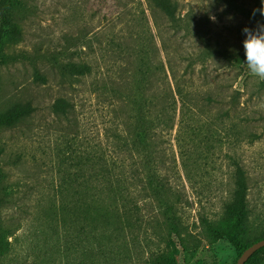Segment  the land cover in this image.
Listing matches in <instances>:
<instances>
[{
    "label": "rangeland",
    "instance_id": "obj_1",
    "mask_svg": "<svg viewBox=\"0 0 264 264\" xmlns=\"http://www.w3.org/2000/svg\"><path fill=\"white\" fill-rule=\"evenodd\" d=\"M19 1V28L1 45L14 59L0 62V110L29 101L33 111L0 126V224L11 231L3 264H63L56 252L61 223L47 222L44 213L69 205L79 183L94 180V157L110 126L105 99L116 94L100 82L113 77L121 85L118 101L126 109L138 87L151 94L155 79L159 88L168 81L175 89L172 73L186 94L175 95L174 127L160 135L162 172L180 195L181 224L195 237L184 242L187 249L172 236L174 260L234 264L239 251L205 220L217 225L223 218L237 161L247 180L249 227L264 226V78L248 70L242 44V29L257 28L248 12L258 0H176L178 29L147 0ZM82 60L92 71L75 80L64 65ZM58 98L73 110L55 113ZM141 215L144 224L118 244L120 264H144L147 252L164 247L150 223L165 215Z\"/></svg>",
    "mask_w": 264,
    "mask_h": 264
},
{
    "label": "trees",
    "instance_id": "obj_2",
    "mask_svg": "<svg viewBox=\"0 0 264 264\" xmlns=\"http://www.w3.org/2000/svg\"><path fill=\"white\" fill-rule=\"evenodd\" d=\"M147 2L148 8L162 11L171 25L178 29L176 25L180 17L176 0ZM254 7L255 10L248 12L250 18L255 20L256 27L264 25V5L258 0ZM24 8V3L19 0H0V62L14 59L1 50V45L19 28L18 19L23 17ZM20 11L22 13L17 18ZM64 68L75 80L92 71L85 60L71 61ZM172 79L175 89L168 81L166 88H159L157 79L147 87L151 94L145 95L138 87L134 90V98L125 101L126 109H122L118 101L121 98V85L116 84L113 77L100 82L109 84L116 94L105 99L111 113L110 126L106 131V144L94 157L96 163L91 176L94 180L89 184L81 181L69 205L62 203L59 207L53 206L50 213H44L47 222L53 220L54 223H61L57 237L60 249L57 248L56 252L61 255L63 264H120L118 244L125 238L123 233H131L144 224V216L139 214L146 209L165 215L162 220L155 217L151 223L147 222L151 224L157 241L164 247L147 252L144 264H176L174 256L178 250L173 235L184 248H187L184 242H193L194 235L181 224L177 214L180 195L170 184L169 177L162 172L167 165V155L160 135L174 127L175 95L181 97L186 94L173 73ZM73 107L66 99L58 98L52 110L63 115ZM32 111L33 106L29 101L13 103L9 108L0 110V126L17 124ZM233 164V188L223 206V218L217 225L205 220V225L212 234L226 237L240 255L249 245L264 238V226L249 227L246 176L237 161H233ZM2 178L0 166V189ZM87 189H90L89 193ZM165 228L166 232L163 231ZM10 234L8 226L0 224V264L11 252ZM61 238L62 245L58 241ZM244 264H264V245L255 250Z\"/></svg>",
    "mask_w": 264,
    "mask_h": 264
},
{
    "label": "clouds",
    "instance_id": "obj_3",
    "mask_svg": "<svg viewBox=\"0 0 264 264\" xmlns=\"http://www.w3.org/2000/svg\"><path fill=\"white\" fill-rule=\"evenodd\" d=\"M209 18L215 20L214 16H210ZM242 31L245 33V38L242 41L243 62L253 75L264 78V25H258L253 30L245 27Z\"/></svg>",
    "mask_w": 264,
    "mask_h": 264
},
{
    "label": "water",
    "instance_id": "obj_4",
    "mask_svg": "<svg viewBox=\"0 0 264 264\" xmlns=\"http://www.w3.org/2000/svg\"><path fill=\"white\" fill-rule=\"evenodd\" d=\"M264 245V238L260 239L251 245H249L247 248H245L240 255L237 257L234 264H244V262L248 259V257L258 248Z\"/></svg>",
    "mask_w": 264,
    "mask_h": 264
}]
</instances>
